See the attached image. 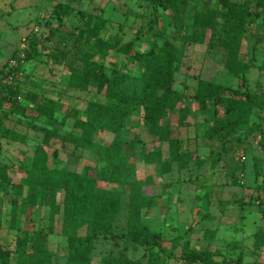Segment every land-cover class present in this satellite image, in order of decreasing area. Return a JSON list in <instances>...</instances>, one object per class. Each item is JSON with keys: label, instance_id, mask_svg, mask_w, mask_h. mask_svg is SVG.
I'll use <instances>...</instances> for the list:
<instances>
[{"label": "rangeland", "instance_id": "374dc122", "mask_svg": "<svg viewBox=\"0 0 264 264\" xmlns=\"http://www.w3.org/2000/svg\"><path fill=\"white\" fill-rule=\"evenodd\" d=\"M215 1L188 0L187 11L207 14L215 9ZM60 2L67 3L73 12L58 25L52 18V10ZM82 11L103 18L99 37L116 40L115 49L102 55L91 41H81L75 47L71 44L68 35L79 22ZM47 17L49 23L41 26L38 21ZM214 25V31L203 33L201 42L185 45L181 69L174 74L173 87L187 94L185 104L191 114L185 118V125L178 124L176 112L169 113L166 122L172 130L171 137L177 141V151L193 156L187 168L178 169L172 161L169 142L158 143L149 137L139 111L126 118L118 134L101 132L94 138L103 145L114 138L120 140L123 149L119 168L113 169L95 152L74 148L57 139L45 146L50 168L89 175H94L96 168L103 169L106 174L100 185L121 193L122 206L113 229L93 239L86 264H107L113 257L139 264H188L183 258L185 248L181 247L180 240L171 245L176 237L188 239L191 251L209 250L214 260L233 257L239 258L242 264H264V243L257 248L254 235L258 232L264 237V199L260 198L264 192V154L258 145L262 112L255 109L251 113L249 121L259 129L247 137H243L245 125H238L224 132L216 131V138L212 140L205 131L211 129L210 123L215 118L224 120V107L217 115L212 106L207 112H201L192 98L198 78L264 98V70L257 69L264 62V15L252 9L248 17L239 58L254 68L246 72L244 81L234 78L223 67L225 51L219 43L223 28L220 14L215 16ZM191 30H183L168 10L152 0H0V124L25 135L23 144L0 136V167L6 166L11 180L4 190L0 179V246L3 249L13 253L16 239L32 241L36 232H42L47 249L55 254L49 264L67 263V243L60 232V215L51 224L47 204L40 203L29 218L16 213L11 224L14 184L22 182L33 150L42 139V133L28 124L55 127L63 134L77 132L73 130L74 119L84 117L88 100L96 97L92 84L88 90L67 86L68 72L61 50H78L72 55L74 66L81 65L80 58L92 55L93 62L109 69L122 66L124 58L119 50L128 45L140 52L148 50L153 43L162 45L164 40L179 46L180 37ZM31 38L36 45L30 56L21 62L15 74L5 75V65L12 57L23 48L30 50ZM14 85L16 89L10 90L9 86ZM34 93L59 101L53 125L45 124L43 116L35 117L30 106L25 111L18 109L26 104L25 96ZM151 150H159L164 160H171L167 173L159 165L145 161V153ZM114 171L116 183L108 180ZM125 181L140 185L141 194L150 198L148 205L141 208L140 218L162 235L165 240L162 251L126 239ZM12 260L14 264V256ZM206 264L211 262L207 260Z\"/></svg>", "mask_w": 264, "mask_h": 264}, {"label": "trees", "instance_id": "16d2710c", "mask_svg": "<svg viewBox=\"0 0 264 264\" xmlns=\"http://www.w3.org/2000/svg\"><path fill=\"white\" fill-rule=\"evenodd\" d=\"M152 2L168 10L171 16L179 21L183 30L192 29L180 37L179 46L164 40L162 45L153 43L148 50L140 52L133 51L128 45L125 49L119 50L124 58L122 66L109 69L93 62L92 55L80 58L81 65L74 66L72 55L78 50L73 49L72 52L61 50L65 55L64 68L68 72L67 86L75 90H88L89 85L92 84L96 97L88 100L84 117L77 116L74 119L73 130L77 132L63 134L55 127L38 126L33 122L28 124L30 128L42 133V139L33 150L30 166L24 170L22 182L14 184L11 224H14L16 213L29 218L40 203L47 204L51 224L54 217L60 215V232L67 243L66 264H86V256L93 239L98 235L111 233L122 206L121 193L100 185L106 174L103 169L96 168L94 175H89L62 168H50L45 146L52 139H57L74 148L95 152L113 169L119 168L122 166L123 149L120 140L114 138L103 145L97 143L94 138L101 132L118 134L124 127L126 118L134 111H139L149 137L158 143L169 142L172 148V161L176 163L178 169H185L193 156L189 152L177 151V141L171 137L172 130L166 122L168 114L176 112L178 124L185 125V118L191 114V109L185 104L187 94L173 87L174 74L181 69L185 45L199 43L205 31H214L215 16L220 14L223 28L219 43L225 51L223 66L225 71L234 78L244 81L246 72L254 68L253 64L239 58V52L248 17L252 9L260 10L264 15V0H216L215 9L209 10L207 14L203 12L190 14L191 12L187 11L188 0H152ZM72 12L73 9L67 3L60 2L54 6L52 18L61 25L64 17L70 16ZM79 16V22L68 35L74 47L81 41L84 43L91 41L102 55L115 49L116 40H104L99 37L102 17H95L83 11ZM49 20L50 18L47 17L38 23L45 26ZM28 43L30 50L25 51V58L30 56L36 41L31 38ZM14 58L15 56L12 57ZM8 66L7 63L4 68L5 75L15 73L19 69ZM257 69L262 72L264 62L257 66ZM9 88L16 89L15 85ZM11 98L16 99L12 96ZM192 98L201 112H207L212 106L213 113L217 115L220 113V108L224 107L226 114L224 120L215 118L210 123L211 129L205 131V135L212 140L216 138V131L224 132L238 125H245L243 137L257 131L259 126L249 121L255 109L262 112V121L264 119L262 96H249L238 88L224 86L212 80L198 78ZM25 99L26 104L18 107L19 110L25 111V108L30 106L35 112V117H45V124L50 126L55 123L54 114L59 106L58 100L43 98L36 93L26 95ZM0 136L11 142L25 143L24 134L1 124ZM258 145L264 154L262 127ZM144 158L149 164L159 165L162 172L169 171L171 160H164L159 150L146 152ZM6 169V166L0 167V179L4 190L11 184ZM114 176L115 171L108 180L116 183ZM123 185L128 195L126 239L139 246L162 251L164 238L151 230L140 218V210L148 205L150 198L143 196L140 185L132 181H125ZM59 195H61L60 200ZM261 203L263 202L258 201V204ZM82 229L84 233L81 234ZM254 235L256 247L261 248L264 243L263 235L260 236L258 232ZM178 241L181 247L185 248L183 258L188 264H206L207 260L211 264H242L239 258L233 257L214 260L209 250L191 251L188 248L189 240L183 237L172 239L171 245H176ZM13 256L14 264H49L55 254L47 249L45 235L36 232L32 241L28 238L16 239L13 253L0 246V264H13ZM107 264L139 263L123 257H113L107 260Z\"/></svg>", "mask_w": 264, "mask_h": 264}, {"label": "built area", "instance_id": "2783aa9c", "mask_svg": "<svg viewBox=\"0 0 264 264\" xmlns=\"http://www.w3.org/2000/svg\"><path fill=\"white\" fill-rule=\"evenodd\" d=\"M34 32L36 33V32H38V28L37 27H35L34 28ZM27 49L26 48H23L22 50H20L18 53H17V55L15 56V58L14 59H11V61H9L8 62V67H10V68H20V66H21V62H23L24 61V59H25V51H26ZM17 72V71H16ZM13 74H15L14 72L13 73H11V75H13ZM262 129H263V131H264V119H263V121H262ZM260 198H262V199H264V192H263V194L260 196Z\"/></svg>", "mask_w": 264, "mask_h": 264}]
</instances>
